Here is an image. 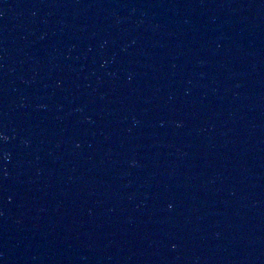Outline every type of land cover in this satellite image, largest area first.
<instances>
[{
  "label": "water",
  "instance_id": "95a60500",
  "mask_svg": "<svg viewBox=\"0 0 264 264\" xmlns=\"http://www.w3.org/2000/svg\"><path fill=\"white\" fill-rule=\"evenodd\" d=\"M0 264H264V0H0Z\"/></svg>",
  "mask_w": 264,
  "mask_h": 264
}]
</instances>
